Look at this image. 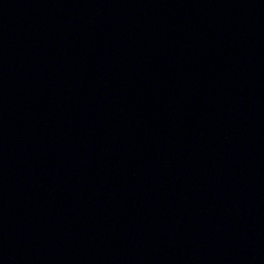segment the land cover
<instances>
[{
  "label": "water",
  "instance_id": "95a60500",
  "mask_svg": "<svg viewBox=\"0 0 264 264\" xmlns=\"http://www.w3.org/2000/svg\"><path fill=\"white\" fill-rule=\"evenodd\" d=\"M0 264H264V0H0Z\"/></svg>",
  "mask_w": 264,
  "mask_h": 264
}]
</instances>
